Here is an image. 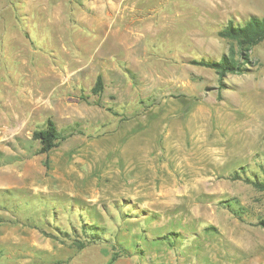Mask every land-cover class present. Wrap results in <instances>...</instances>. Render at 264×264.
Masks as SVG:
<instances>
[{"label":"rangeland","instance_id":"obj_1","mask_svg":"<svg viewBox=\"0 0 264 264\" xmlns=\"http://www.w3.org/2000/svg\"><path fill=\"white\" fill-rule=\"evenodd\" d=\"M252 15L264 0H0V264H264V41L225 77L193 62ZM50 119L65 139L39 153Z\"/></svg>","mask_w":264,"mask_h":264},{"label":"trees","instance_id":"obj_2","mask_svg":"<svg viewBox=\"0 0 264 264\" xmlns=\"http://www.w3.org/2000/svg\"><path fill=\"white\" fill-rule=\"evenodd\" d=\"M220 34L226 38L234 40L237 44V49H233L230 54H226L218 60L201 59L193 60V62L199 65L214 68L222 77H225L228 73H238L244 71L246 63L250 60L249 51L254 46L264 41V17L252 15L244 23L240 24H234L233 21H230L223 28ZM240 58H243V60H240ZM104 88L105 80L103 75L100 73L97 76L93 92L100 95L103 93ZM34 139L39 140L41 143V147L38 150L39 153H49L58 147L61 140L65 139V137L59 132L56 123L50 119L45 129L34 132ZM246 180L254 184L259 189L264 190V180L253 179L250 177H246ZM2 220L3 219L0 216V221ZM257 223L264 228V218L260 219ZM89 231V233L93 235V239L74 240L77 247L83 248L90 243L95 242L96 237H100V231L97 228H91ZM171 234L176 235L174 232H171ZM166 239L174 241L175 236H166ZM118 247V250H116L111 257L110 263H113L122 256H129L132 254L129 246L121 244L118 245Z\"/></svg>","mask_w":264,"mask_h":264}]
</instances>
